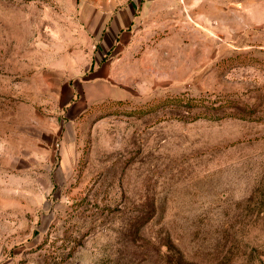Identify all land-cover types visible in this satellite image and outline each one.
<instances>
[{
	"label": "rangeland",
	"instance_id": "obj_1",
	"mask_svg": "<svg viewBox=\"0 0 264 264\" xmlns=\"http://www.w3.org/2000/svg\"><path fill=\"white\" fill-rule=\"evenodd\" d=\"M179 6L0 0V264H264V0Z\"/></svg>",
	"mask_w": 264,
	"mask_h": 264
},
{
	"label": "crops",
	"instance_id": "obj_2",
	"mask_svg": "<svg viewBox=\"0 0 264 264\" xmlns=\"http://www.w3.org/2000/svg\"><path fill=\"white\" fill-rule=\"evenodd\" d=\"M72 1L76 24L86 28L92 40L111 42L108 45L113 46L112 42L123 40L126 34L131 35V44L134 45L138 40L139 25L153 17L167 15L170 6L182 7L179 5L187 0Z\"/></svg>",
	"mask_w": 264,
	"mask_h": 264
},
{
	"label": "trees",
	"instance_id": "obj_3",
	"mask_svg": "<svg viewBox=\"0 0 264 264\" xmlns=\"http://www.w3.org/2000/svg\"><path fill=\"white\" fill-rule=\"evenodd\" d=\"M227 104V103H226Z\"/></svg>",
	"mask_w": 264,
	"mask_h": 264
}]
</instances>
